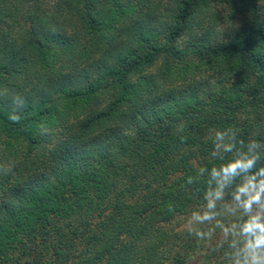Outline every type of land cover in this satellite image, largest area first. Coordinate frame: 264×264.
<instances>
[{
    "label": "trees",
    "instance_id": "obj_1",
    "mask_svg": "<svg viewBox=\"0 0 264 264\" xmlns=\"http://www.w3.org/2000/svg\"><path fill=\"white\" fill-rule=\"evenodd\" d=\"M228 127L264 141V0H0V264H221L186 181Z\"/></svg>",
    "mask_w": 264,
    "mask_h": 264
},
{
    "label": "clouds",
    "instance_id": "obj_2",
    "mask_svg": "<svg viewBox=\"0 0 264 264\" xmlns=\"http://www.w3.org/2000/svg\"><path fill=\"white\" fill-rule=\"evenodd\" d=\"M14 103L22 107V100ZM184 122L176 132L183 133ZM181 143L187 137L180 135ZM209 165L199 166L187 178L191 186L201 181L203 204L186 221L187 235L220 256L221 264H264V141L239 138L228 127L215 131ZM14 164L0 167L9 174ZM169 211L175 208L169 206Z\"/></svg>",
    "mask_w": 264,
    "mask_h": 264
},
{
    "label": "rangeland",
    "instance_id": "obj_3",
    "mask_svg": "<svg viewBox=\"0 0 264 264\" xmlns=\"http://www.w3.org/2000/svg\"><path fill=\"white\" fill-rule=\"evenodd\" d=\"M211 8V13L215 17L213 37L214 39H218L226 30L232 28L237 24V19L234 17L233 13L225 6L212 5Z\"/></svg>",
    "mask_w": 264,
    "mask_h": 264
}]
</instances>
